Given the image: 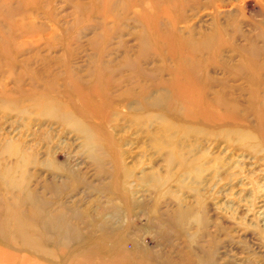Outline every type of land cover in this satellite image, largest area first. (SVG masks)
<instances>
[{"label":"rangeland","instance_id":"rangeland-1","mask_svg":"<svg viewBox=\"0 0 264 264\" xmlns=\"http://www.w3.org/2000/svg\"><path fill=\"white\" fill-rule=\"evenodd\" d=\"M135 1L0 0V24H11L30 30L28 24L32 23L37 28L35 31L16 35L15 31L9 33V28L1 27V33L9 41V53L0 55L2 61L11 64L17 75L29 73L28 70L38 73L39 76L36 77L27 76L25 83L28 85L32 80L39 89L48 86L47 93L63 104L68 105L66 102L70 100L81 112L84 110L81 105L87 103H93L94 109L102 104L106 110L98 119H79L94 125L97 136L103 139L100 146L102 150L96 155L78 151L82 140L51 123L43 125L27 119H6L0 115V134L7 133L12 128L18 138L28 141L33 137L32 143L38 145L39 151L51 153L52 160L59 164L58 168L49 170L42 167L32 169L30 190L39 193L51 211L58 210L61 206L70 209L66 213H57L77 228V233L71 234L69 238L71 251L78 252L82 248L87 249L103 243L110 245L109 240L114 237L113 240L126 238L124 250L130 255L137 243L147 248L151 264H264V138L258 136L260 139L250 147L229 146L223 143L222 138L195 134L192 130L195 127L203 128L204 131L241 127L253 128L259 133V129L264 126L258 121L253 108L258 102L252 97V93L259 88V83L255 85L256 82L233 76L227 70L239 65L240 57L233 53L232 46L241 48L242 45V48L248 49L255 43L260 55L257 54L256 57H259L255 59L250 57L249 60L259 62L258 69L264 80V0H192L190 3L186 0L185 7L172 5L173 0H157L167 7H161L165 10L163 17L158 18L160 24L153 21L146 24L135 23L134 14L146 8L149 13L152 10L150 14L153 18L159 14V7H154L153 0H140L141 3L134 4ZM209 3L219 6L212 8ZM77 4L81 7H74ZM177 8L181 9L176 10ZM182 9L185 21H180L177 16ZM7 11H10L11 18L6 16ZM215 20L222 24L236 21L240 25L241 34L236 35L232 46V42L230 44L225 40L223 47L217 46L210 52L204 49L191 52L190 60L194 61L192 63L199 72L198 74L195 70L199 79L197 78L198 84L194 88L205 87L206 92L210 88L209 99L222 95L226 96L227 101L236 103V113H233L235 116L232 118L239 119L242 124L210 125L174 117L164 111L167 120L188 129L180 134V150L170 156L167 154L168 150L157 147L147 133L158 129V121L153 119L146 129L130 119L145 115L151 110H130L139 108L135 98L123 103L113 99L117 95L119 97L123 91L131 90V87L134 92H140L137 87L139 83L146 85L149 92L153 91L155 74L150 73L151 77L141 74L155 70L158 64L167 70L165 74L157 76L159 79L170 80L169 72L176 71L174 67L182 53L177 49L173 50L175 35L161 39L154 36V30L168 33L177 24V31L182 30L186 38L189 37L186 29H189L193 38L198 39L201 32L212 28ZM140 27L150 34L149 42L154 43L156 38L160 43L165 40L168 44L158 45L155 42V52L141 53L136 38L142 30ZM231 30L229 29V35L234 36ZM250 38H255L252 39L255 41L251 42ZM60 40H63V44L70 45L71 55L63 53L56 42ZM89 42H96L97 46L93 47ZM24 45L30 50L25 52ZM16 46L20 47L19 52ZM53 46L59 48L49 52ZM187 52L188 50L184 53ZM126 57L137 63V69L130 67L122 73L114 72L115 69H120V63ZM30 59L31 69L25 65ZM46 64L50 66L49 69H45ZM6 71L5 69L3 73ZM71 73L75 79L85 84L83 96L86 99L77 95L74 90L65 88L66 79H69ZM130 80L133 83L129 85ZM89 91L93 93L90 94ZM58 92L65 95L66 99ZM263 93L260 91L261 97ZM247 110L250 114L245 112ZM106 140L113 142L116 150H111L104 143ZM163 142L167 143L166 139ZM92 156L98 159L99 165L91 162ZM170 157L175 159L172 165L167 163ZM200 158H203L201 172L190 165L192 161ZM180 160L185 161V165L179 164ZM216 160L220 164L215 168ZM116 186L119 190L114 194ZM49 187L56 188L57 193L52 192ZM76 210L81 212L74 217L78 213ZM178 211L186 213V218L174 225L173 217ZM90 217H94V223L90 222ZM102 219L108 221L111 228L108 226L101 229L100 223L104 224ZM0 251H7L11 256L8 257L9 264H20L23 257H28L31 261L35 259L38 264H65L69 261L67 259L70 254V251L60 249L54 254L59 258L58 261L46 260L11 247L2 240ZM102 256L105 260L108 259L107 255ZM125 264L134 263L130 259Z\"/></svg>","mask_w":264,"mask_h":264},{"label":"bare ground","instance_id":"bare-ground-1","mask_svg":"<svg viewBox=\"0 0 264 264\" xmlns=\"http://www.w3.org/2000/svg\"><path fill=\"white\" fill-rule=\"evenodd\" d=\"M188 1L190 3L192 0H188ZM153 2L155 3L153 4ZM153 2L151 4H153L154 7H159V14L157 13L158 16L156 18H153L151 15L152 10H150V13H151L150 14L149 11L146 10L147 9L146 8L134 14L133 21L135 23L142 22L146 24L152 21L155 22L156 24L159 23L160 20L158 18L161 19L163 17V11L165 10V9L162 10L161 7L163 8L166 6L165 4L157 2V0H153ZM166 2H170V1H166ZM185 2L186 0H173L171 4L172 5L177 4V6L183 5L185 7L187 6L186 5L187 3L185 4ZM207 2H209V0ZM135 3H141V2L140 0L139 2L137 0V2L135 1L134 4ZM209 4L211 5L212 8L213 7L216 8L219 6V5L217 6L212 3H209ZM140 5L142 6L143 4H140ZM74 7H81V5L77 4V5H74ZM125 7L130 9L128 6H125ZM143 7L145 8L144 5ZM178 9H181V8H177L176 10ZM6 16L10 18L12 17L10 11L6 12ZM177 16L180 21H185L183 9L181 12L177 14ZM176 25L173 27L171 32L164 33V32H160L159 29H156L154 30L155 32L153 33L154 36H157L161 39L166 38L168 36H170L171 38L172 35H175L176 37V41L174 44L175 46L173 47V50L177 49L178 51H180L179 53H182V55H180L177 65H175V67L172 65L174 68H176V71L174 70L172 72L171 71L169 72L171 73V77L169 76L171 79L164 80V78H160V79L158 78L161 75L165 74L167 70L164 69L163 66L159 67L158 66L159 62H157L158 65H156L157 68L155 70L150 71V72H143L142 74L139 73L145 77L146 76L151 77L150 73L155 74V77H153V80H154V84L152 86L153 91L149 92L148 87L146 85H142L139 83L137 87H139L138 89H140L139 90L140 92H137V93L134 92V90H132L133 87H131V90H128L125 92L123 91V93L119 97L117 95L114 97L115 99H113V101L117 100L123 103V102H127L131 100L132 98H135L137 99L136 105L139 104V108H136V109L130 108V110L132 111H139L141 109L151 110L145 115L133 116L130 119H132L131 121L133 123L139 126H142L143 128H146V129H148L149 127L148 123L151 122L153 119L158 121L159 122L158 129L155 132H147V133L150 134L151 139L155 142L157 147L163 148L166 151L168 150L167 154H170V156L171 154L178 152V150H180L178 146L180 134L182 132L184 134L188 129L186 130L185 127L176 126L175 124L167 120L165 118L164 111L165 113H168L169 115L174 116V117H182L190 121L191 120L201 121L202 123H208L210 125L211 124L213 125L215 123H231L235 125L242 124V121H238L239 119L234 120L235 118H232L235 116L233 113H236V109H237L236 103L227 101L226 96L215 95V94H214L215 98L214 99L211 98L213 99L211 100L208 98L209 96L208 91L210 88L209 89L207 88V92L205 90V87L203 88L200 87V89L194 88L197 86L196 83L198 84L197 82V78H198L197 72L198 71L195 69L194 63H192L194 61L190 60L191 58L190 55L192 51L193 53H196V51L204 49L206 52L207 51L210 52L214 50V48H216L217 46L223 47L225 40L226 41L228 40L230 44L232 42L231 46L234 45L233 43L235 42L234 39L236 38V35L241 34V31L239 29L240 25H238L236 21L231 24H222L219 21L215 20L212 24V28L209 31L201 32L198 39L193 38V33L189 29H186L187 33L189 34V37L186 38L182 30L177 31L176 27L178 26ZM1 27L9 28L8 29L9 33L15 31V33H17L16 35L22 34L24 32H32L37 29L35 28L34 25H32V23L28 24V27L30 30L23 29L21 28V26L14 27V25H11V24L10 25L7 24V26H3L2 24H0V55L2 53L3 54L9 53V47H8L9 41L1 33ZM142 28L140 27V29ZM229 29L230 30L232 29L231 31L234 33V36L229 35L230 34ZM152 30H153V25H152ZM53 35H55V33ZM149 36L150 34L146 30L142 29L141 32L138 34V37H136L139 43V47L141 49V53L150 52V51L155 52V42L158 45H162L167 42L163 40L164 42L162 43L161 41L160 43L159 40L156 38L154 39V43L152 41L149 42L148 41ZM263 36H264V32H263ZM243 37L245 36L243 35ZM252 39H255V38H250V41L254 42L255 40L253 41ZM51 40L54 41L55 43V40L53 39ZM248 41H249V38H248ZM56 42L59 44V47L62 48L61 50L63 51V53L65 52L64 53L65 55L72 54L69 44H66V45L63 44V40L56 41ZM89 44H91L93 47L97 46L96 42H89ZM59 47H54V46L50 47L49 52L50 50L53 52L54 49H57ZM232 47L234 48L232 50L233 53H236V56L240 57V60L238 62L239 65H237V67L227 68V70L230 73L232 72L233 76L237 75V76L244 78V80L247 79V81L249 82H254V83L256 82L255 85L259 83V88L256 89V92L254 91L255 93L254 92L252 93L253 94L252 97H255V100H257L258 102L255 107L253 106V108L256 111L255 114L258 117V121L263 126L264 125V93H263L264 92V80H262L260 69H258L260 65L258 64L259 62L254 63L252 60H249L250 57L255 59V57L259 53V50H257V46L255 43H252V45H250L248 49H245L244 47L242 48V45H241V48H237L236 46H232ZM15 48L17 51L20 49V47H17V46ZM23 48L26 49L25 52H27V50L28 51L30 50L29 47H27V45H24ZM187 50L188 52L184 53ZM170 54L172 55L173 53H170ZM214 55H215V52H214ZM3 58H6V57H3ZM212 59L213 58H211V60ZM167 60H168V57H167ZM204 62L202 61V63ZM31 63L32 61L30 59L28 63L25 64L27 68L31 69V66H32ZM263 63L264 62H262V64ZM136 64L137 63L135 61H133L129 57H126L121 61L120 66H119L120 69H115L114 72L122 73L124 69L126 68L129 69L130 67L134 69ZM174 64H175V61H174ZM11 67H12L11 64H7L3 62L2 58L0 57V70H1L0 71V115H2L6 119L20 118V119L30 120V122H34V123L41 122L43 125L47 123H51V124L60 126L66 132H68V134H73L75 135L77 139L82 140V145L77 149L78 151H81V152L85 151L89 155H96L99 153L100 150H102L100 146H101V143H103V139L97 136V132H96L97 128L94 125H90L89 123H84L81 120H79L80 118L95 120V119H98L99 115H101L102 117V113L105 114L106 110L102 107L103 105L101 104L100 100H99L100 102L99 104H101L99 105L100 109L96 108L97 109L96 110L92 106L93 103L91 104L89 103L90 105L87 103L85 105H81L84 107V110L81 112L72 102H70V100H67L68 102L66 103L68 105H66L60 102L59 99L51 97L49 93H47L48 86L47 87L45 86V88L43 89H39V87L36 86V84L33 83L32 80H30V83L28 85L25 83V78L27 76H30L31 78L33 76L36 77L38 73H35L33 70H28L29 73L25 74L24 72V73L17 75L16 74L17 71L12 69ZM44 67L45 69L50 68V66H48L47 64L44 65ZM5 69L7 71L3 73ZM135 69H137V67ZM69 73L70 72H68V74ZM68 78L70 80L66 79L65 88L74 90L75 92H77V95L79 94L84 99H86L83 96L84 95L83 89L86 88L83 81L75 79L72 73L69 75ZM131 80L129 82V85L133 83ZM206 80H209V79H206ZM65 88H64V91H66ZM96 89H97V86H96ZM113 90L115 91V89ZM92 91L91 92L89 91L90 94L93 93ZM98 91H99V88H98ZM260 91H262L263 97H261L262 94L260 95ZM58 94L61 97L63 96V98H65V95H62V93L58 92ZM250 101H252V98L250 99ZM221 107H223L222 109H224L223 113L221 112ZM249 110L245 112H247V114L249 112L250 114ZM106 117H108L107 114H106ZM220 118L221 120L219 121ZM208 120H210L211 122ZM30 129H32V125ZM192 130L195 134H204L205 136L214 137L216 139L222 138L223 143L229 146L237 145L240 147H245L246 145H248L247 147H250L251 145H254V142L260 139L261 137L264 138V126L259 129V133L253 130V128L243 129L241 127L224 128V129H219L217 131L215 130L204 131L203 128L199 129L195 127V129L193 128ZM165 139L167 143L163 142ZM33 140H34L33 137L29 139L28 141L22 139L21 137L18 138L16 136V133L12 131V128L9 129L7 133L0 134V240L4 241L7 245H10L11 247H15V248L17 247L23 251L30 252L35 257H39V258L46 259V260H52V261L56 259H57L56 261H58L59 259L55 257L54 255L57 250L66 249L67 251H70V254H68L69 256L67 259L69 261L65 264H125L127 261H130V259L134 264H151L147 248L137 243L134 246V251L130 255L128 252L124 250L126 238L117 239V240H115L116 239L115 238L113 240L114 238L112 237L113 235H111L112 239L109 240L111 241L109 243L110 245L103 243L98 246L97 245L95 246L92 245L91 247L89 246L87 249L82 248L78 252H76L75 250L71 251V244H70L69 238L71 234L75 235L77 233V230H76L77 228L75 229V227H73L71 224L67 222L68 220L66 221L65 219L61 217V215H58V213L60 212H64V213L69 212L70 209L68 210L66 207L61 206L59 208L60 210L58 209L55 211L54 210L51 211L49 210V205H47L45 201H43V199L39 196V193L35 191L32 192L30 190V187H31L30 185L33 179V174L30 173L32 169L42 167L46 170H49L52 168H58L59 166V164L56 161L52 160L51 153L45 150L40 152L39 148L37 147L38 145L36 143H32ZM104 143H106L111 150L113 149L116 150V146L114 145L113 142L106 140V142L104 141ZM78 151H76V153ZM90 159L93 164L95 165L100 164L97 158H94L92 156L90 157ZM167 163L169 165H172L175 163V159L170 157L169 159H167ZM202 163H203V158H200L195 161H192L190 165L195 166V170H199L201 172L200 166H202ZM179 164L185 165V161L180 160ZM215 164H216L215 165V168H216L219 166L220 163L218 160H216ZM49 189L53 190L52 192H56V188L49 187ZM118 190H119L118 186H116V188L114 189V194L117 193ZM112 192H113V188H112ZM76 212L78 213H76V216L74 217L79 216V212L81 211L76 210ZM90 218H91L90 222L94 223L95 221L93 220L94 217H90ZM173 218H174V221H173L174 225H178L181 222V220H184L186 218V213L182 211L181 212L178 211L175 213ZM102 220L104 221V224L100 223L101 229H104L108 226L111 228L112 225L108 221L104 219ZM91 226L92 225H90V227ZM95 226H97V223ZM50 245H52V248H49ZM100 250H102V252H100ZM104 254L108 256L107 257L108 259L105 260L103 258L102 255ZM9 256L10 255H8L7 251L6 252L0 251V264H9L10 263V260H8ZM26 258L29 260L28 257H23L20 264H38L37 260L33 259V261L31 260L25 261Z\"/></svg>","mask_w":264,"mask_h":264}]
</instances>
